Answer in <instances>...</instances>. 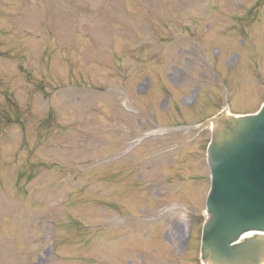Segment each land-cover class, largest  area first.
Listing matches in <instances>:
<instances>
[{"label":"rangeland","instance_id":"374dc122","mask_svg":"<svg viewBox=\"0 0 264 264\" xmlns=\"http://www.w3.org/2000/svg\"><path fill=\"white\" fill-rule=\"evenodd\" d=\"M263 101L264 0H0V264H203L198 126Z\"/></svg>","mask_w":264,"mask_h":264},{"label":"water","instance_id":"95a60500","mask_svg":"<svg viewBox=\"0 0 264 264\" xmlns=\"http://www.w3.org/2000/svg\"><path fill=\"white\" fill-rule=\"evenodd\" d=\"M212 122L201 258L207 264H263L264 104L255 114L223 111ZM247 233L253 234L243 237Z\"/></svg>","mask_w":264,"mask_h":264}]
</instances>
